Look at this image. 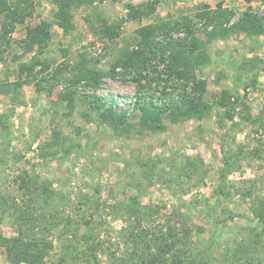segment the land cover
I'll return each mask as SVG.
<instances>
[{
  "label": "rangeland",
  "instance_id": "374dc122",
  "mask_svg": "<svg viewBox=\"0 0 264 264\" xmlns=\"http://www.w3.org/2000/svg\"><path fill=\"white\" fill-rule=\"evenodd\" d=\"M0 264H264V0H0Z\"/></svg>",
  "mask_w": 264,
  "mask_h": 264
},
{
  "label": "trees",
  "instance_id": "16d2710c",
  "mask_svg": "<svg viewBox=\"0 0 264 264\" xmlns=\"http://www.w3.org/2000/svg\"><path fill=\"white\" fill-rule=\"evenodd\" d=\"M152 28H154V27H149L148 28V31H146L147 29H142V31H140V34L142 35V37H148V35L150 34V32H151V30H152ZM254 29L255 28H252V29H250L249 31H247V33H250V32H253L254 31ZM258 29V30H257ZM256 29V31H261L262 32V28L260 29V27L259 28H257ZM258 32V33H259ZM146 33H147V35H146ZM257 33V32H256ZM180 46H181V44H180ZM193 47H196V45L194 44V46ZM191 51V50H190ZM192 52V51H191ZM181 57L182 56H180V52L178 51V52H176V55L175 54H172L171 55V61H170V63H171V65L173 66V64H174V66L175 65H179L180 64V59H181ZM133 57H127V59L126 60H124V61H120V65L122 66V67H131L132 65H134L135 63H136V61L134 60V58L132 59ZM182 59L183 60H185V58L184 57H182ZM182 60V61H183ZM180 73V72H179ZM93 75L95 76V77H99L101 74H99V73H97V72H95V73H93ZM97 78H95V80L93 81V84L94 83H98V80H96ZM187 79L189 80V79H191L190 78V76L188 77L187 76ZM191 80H193V79H191ZM195 87H197V88H199V89H202L203 88V86H202V84L200 83V82H198V83H196L195 84ZM204 105L203 104H201V103H199V102H197V103H193L191 106H185V108H184V110H181L180 112H179V114H177V113H175V112H173L172 113V115L173 116H175L174 118H182V119H185V118H189V117H197V116H200V115H202L203 114V110H204ZM172 116V117H173ZM101 117L104 119V120H109L110 122H111V125H112V127H115L117 124H118V120H120L119 118H116V120H114V119H110V117L105 113V114H103V115H101ZM156 118H158V116L157 117H154V119H156ZM155 121V120H154Z\"/></svg>",
  "mask_w": 264,
  "mask_h": 264
}]
</instances>
